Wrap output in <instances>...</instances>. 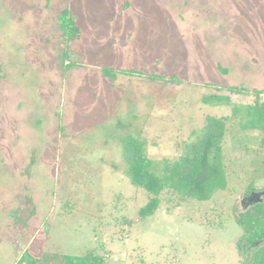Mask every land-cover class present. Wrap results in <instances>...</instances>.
Wrapping results in <instances>:
<instances>
[{
    "label": "rangeland",
    "instance_id": "374dc122",
    "mask_svg": "<svg viewBox=\"0 0 264 264\" xmlns=\"http://www.w3.org/2000/svg\"><path fill=\"white\" fill-rule=\"evenodd\" d=\"M64 9L81 38L62 36ZM214 93L264 101V0H0V264L26 249L103 264H244L253 249L239 250L235 214L252 203V178L263 189V131L229 120L228 189L205 201L165 191L141 217L149 194L125 173L124 135L175 159L208 114L232 115L203 102ZM29 199L36 212L19 227L11 211Z\"/></svg>",
    "mask_w": 264,
    "mask_h": 264
},
{
    "label": "trees",
    "instance_id": "16d2710c",
    "mask_svg": "<svg viewBox=\"0 0 264 264\" xmlns=\"http://www.w3.org/2000/svg\"><path fill=\"white\" fill-rule=\"evenodd\" d=\"M62 36L66 40L81 38L82 31L75 16L64 9L58 16ZM112 69L103 68L105 75L112 74ZM116 75V74H115ZM234 93H242L243 88L229 87ZM258 96V90H254ZM203 102L209 105L226 104L232 107L231 116L208 114L204 125L193 132L192 139L185 142L183 152L175 159H153L147 154V140L139 134H126L122 138V154L127 162L125 170L131 183L144 188L149 199L138 213L141 217L152 215L158 209L161 194L170 191L180 200L195 199L205 201L219 190L228 189V170L225 166L223 141L226 137L227 124L231 118H238L241 130L259 129L264 132V101L256 99L252 104L232 102L229 95L208 94ZM264 146V137L262 139ZM264 179V173H263ZM264 189V185L262 187ZM263 189L255 187L252 178L246 187V199ZM263 197H260V199ZM259 199V198H257ZM253 199L251 205L235 214V219L242 229L237 246L242 251L243 245H249L253 252L244 264H264V200ZM13 208L11 216L19 227H26L36 209L31 200ZM100 255H68L43 252L32 254L26 249L16 264H103Z\"/></svg>",
    "mask_w": 264,
    "mask_h": 264
},
{
    "label": "water",
    "instance_id": "95a60500",
    "mask_svg": "<svg viewBox=\"0 0 264 264\" xmlns=\"http://www.w3.org/2000/svg\"><path fill=\"white\" fill-rule=\"evenodd\" d=\"M258 196H259V193L252 194V195L248 198V200H249V201H252L253 199H257Z\"/></svg>",
    "mask_w": 264,
    "mask_h": 264
}]
</instances>
